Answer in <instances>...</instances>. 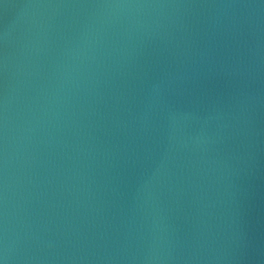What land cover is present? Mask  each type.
Returning a JSON list of instances; mask_svg holds the SVG:
<instances>
[{"label": "water", "instance_id": "95a60500", "mask_svg": "<svg viewBox=\"0 0 264 264\" xmlns=\"http://www.w3.org/2000/svg\"><path fill=\"white\" fill-rule=\"evenodd\" d=\"M0 264H264V0H0Z\"/></svg>", "mask_w": 264, "mask_h": 264}]
</instances>
